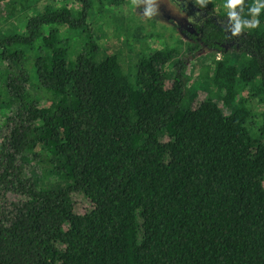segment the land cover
<instances>
[{
    "label": "trees",
    "instance_id": "obj_1",
    "mask_svg": "<svg viewBox=\"0 0 264 264\" xmlns=\"http://www.w3.org/2000/svg\"><path fill=\"white\" fill-rule=\"evenodd\" d=\"M10 1L26 18L0 25V114L19 105L4 122L0 264H264V14L232 38L225 0H172L191 49L214 53L202 75L212 94L193 108L176 46L137 56L127 30L122 60L91 34L83 49L73 41L95 6L126 0ZM27 154L63 186L27 179ZM8 192L26 200L2 205Z\"/></svg>",
    "mask_w": 264,
    "mask_h": 264
},
{
    "label": "rangeland",
    "instance_id": "obj_2",
    "mask_svg": "<svg viewBox=\"0 0 264 264\" xmlns=\"http://www.w3.org/2000/svg\"><path fill=\"white\" fill-rule=\"evenodd\" d=\"M10 2V0L0 1V25L7 27L6 29H11L15 26L20 27L24 23L21 18H26H18V11L11 9ZM61 2L71 5L74 9H78L80 6L78 0H61ZM159 2V15L153 19L141 17L142 9L133 8V0H126V4L120 7H106L103 10L99 9L97 5L89 11V28L78 30L73 36V41L77 43V46H82L83 49L88 42L87 36L91 34L104 51V54L119 55L122 60L130 54L131 50L127 44V30L132 34L140 35L139 37L142 39L139 43L136 42L135 47H132L133 49L135 48L137 56H139L138 52H144V55H149L166 47L176 46L180 53L173 59V64L178 60L183 61L187 85L186 95L188 100L191 99L190 105L196 108L212 94L210 82L203 80L202 75L205 73V67L212 60L214 53L206 48L194 52L184 35V29H188L187 14L172 0H159ZM28 15L33 16L34 14L30 12ZM139 32H142V34ZM236 60L237 58H234V61ZM0 67L4 68V64H0ZM19 69L17 66V68L11 70V73L17 75ZM28 92L32 100L41 105L47 102L46 93L35 83L28 86ZM217 104L224 115H231V110L221 102H217ZM18 109L19 105L16 103L5 104L2 107L0 114V158L2 141L8 132V127L5 126L4 122L6 118L14 117ZM20 164L25 168V177L33 180L39 188L63 186V182L57 173L45 164L40 165L32 155H25L21 159ZM25 200V197L8 192L4 194L1 204L5 205L7 202L13 203ZM74 200L78 203L83 201L84 197L75 194Z\"/></svg>",
    "mask_w": 264,
    "mask_h": 264
},
{
    "label": "clouds",
    "instance_id": "obj_3",
    "mask_svg": "<svg viewBox=\"0 0 264 264\" xmlns=\"http://www.w3.org/2000/svg\"><path fill=\"white\" fill-rule=\"evenodd\" d=\"M159 3V0H133L132 7L142 9L141 17L153 19L159 15ZM192 3L200 9L208 6V0H192ZM244 5L245 0H225L223 4L227 17L224 31L232 38H239L242 34L256 30L261 25L260 17L264 14V0H252L247 8ZM198 16L189 18L190 22L196 24Z\"/></svg>",
    "mask_w": 264,
    "mask_h": 264
}]
</instances>
